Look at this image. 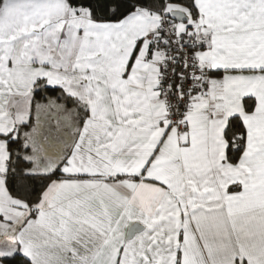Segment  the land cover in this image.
<instances>
[{
	"label": "snow or ice",
	"instance_id": "1",
	"mask_svg": "<svg viewBox=\"0 0 264 264\" xmlns=\"http://www.w3.org/2000/svg\"><path fill=\"white\" fill-rule=\"evenodd\" d=\"M0 264H264V0H0Z\"/></svg>",
	"mask_w": 264,
	"mask_h": 264
}]
</instances>
